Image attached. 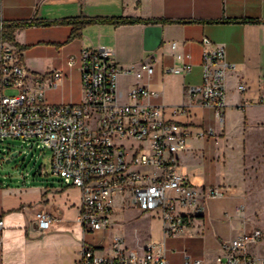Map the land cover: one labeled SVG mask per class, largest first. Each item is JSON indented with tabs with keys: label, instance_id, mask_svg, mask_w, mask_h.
<instances>
[{
	"label": "crops",
	"instance_id": "1",
	"mask_svg": "<svg viewBox=\"0 0 264 264\" xmlns=\"http://www.w3.org/2000/svg\"><path fill=\"white\" fill-rule=\"evenodd\" d=\"M82 17L145 22L120 26L96 23L87 26L81 37L70 40L73 27L59 22ZM0 21L32 23L17 29L14 43L30 72L44 81V97L52 105L83 100L79 64L71 66L69 60L84 49H113L117 63L124 68L154 63L156 72L151 78L120 77V91L127 94L136 84L156 91L158 96L145 102L164 106L167 119L190 132L187 149L179 155V172L197 187L227 191L224 198L207 201L202 217L178 235L167 237L155 214L132 208L127 198L117 200L109 231L89 232L78 221L80 189L38 186L40 195H27L29 182H20L16 189L2 185L0 218L5 225L0 231V264H81L86 248L112 255L114 236L122 237L128 250L140 253L163 244L170 264H183L185 253L204 264H217L221 243L243 232L237 218L245 192L234 152L237 142L226 131V111L236 108L246 112L262 106L264 0H0ZM218 47L225 48L228 61L236 66L226 79L223 122L213 109L192 105L187 96L189 87L202 84L204 51ZM183 63L192 65L189 74L166 72ZM58 71L63 76L50 85L48 79ZM240 85L246 86V91L240 92ZM178 107L182 110L177 112ZM209 130L212 136L200 137ZM37 212L52 217L49 231L38 227Z\"/></svg>",
	"mask_w": 264,
	"mask_h": 264
},
{
	"label": "built area",
	"instance_id": "2",
	"mask_svg": "<svg viewBox=\"0 0 264 264\" xmlns=\"http://www.w3.org/2000/svg\"><path fill=\"white\" fill-rule=\"evenodd\" d=\"M4 28L0 21V142L19 141L17 150L28 153L51 152L52 174L65 186L82 192L78 221L85 231H109L117 200L122 197L132 208L155 214L165 235L173 237L204 215L208 200L226 196L225 188L197 187L179 172V155L187 149L190 132L169 121L164 106L145 102L156 98V91L141 84L127 94L120 91V77L151 78L156 72L154 63L124 68L117 63L113 49H84L69 60L71 66L79 64L83 100L52 105L45 100L44 81L30 72L21 49L4 37ZM202 69V84L189 87L187 96L192 105L213 109L223 122L226 79L236 66L228 61L225 48L218 47L204 51ZM191 70V64L183 63L166 72L186 75ZM62 76L55 72L48 83L56 85ZM246 89L239 86L240 92ZM212 135V130L200 133L202 138ZM143 168L152 173L141 172ZM36 221L42 231H49L53 219L37 212ZM4 225L0 218V231ZM263 238L264 232L255 228L223 241L217 264H264V254L254 253ZM112 242V255L86 248L81 264H170L163 244L140 253L125 248L120 236H114ZM183 264L204 261L185 253Z\"/></svg>",
	"mask_w": 264,
	"mask_h": 264
},
{
	"label": "rangeland",
	"instance_id": "3",
	"mask_svg": "<svg viewBox=\"0 0 264 264\" xmlns=\"http://www.w3.org/2000/svg\"><path fill=\"white\" fill-rule=\"evenodd\" d=\"M7 93L10 95L13 92ZM226 131L237 142L234 152L245 192L237 223L241 225L242 233L255 228L264 232V105L251 107L246 112L236 108L228 109ZM19 145L20 142L16 140L0 142V187L3 185L8 189L9 185L16 189L20 182L23 185L29 182L27 195H40L36 188L38 186L64 188L62 180L52 174V154L49 150H33L28 153L18 151ZM8 149L12 152H4ZM15 152L18 155L12 157ZM141 172L152 173V170L143 168ZM254 253L264 254V238Z\"/></svg>",
	"mask_w": 264,
	"mask_h": 264
},
{
	"label": "trees",
	"instance_id": "4",
	"mask_svg": "<svg viewBox=\"0 0 264 264\" xmlns=\"http://www.w3.org/2000/svg\"><path fill=\"white\" fill-rule=\"evenodd\" d=\"M145 22L141 19H129V18H113V19H89V18H72V19H64L60 21V24H66L70 25L73 27L72 34L70 37V40H74L76 38H79L82 36V32L84 29L92 24L96 23H109L115 26H120V25H127V24H136V23H142ZM230 22H236V21H230ZM247 22H257V21H247ZM32 23H27V24H6L5 23V28L3 31L4 37L11 41L15 42V32L17 29L20 27L24 26H30Z\"/></svg>",
	"mask_w": 264,
	"mask_h": 264
},
{
	"label": "water",
	"instance_id": "5",
	"mask_svg": "<svg viewBox=\"0 0 264 264\" xmlns=\"http://www.w3.org/2000/svg\"><path fill=\"white\" fill-rule=\"evenodd\" d=\"M18 155V153H15L14 155H12V157H15V156H17ZM8 162H10V160H8Z\"/></svg>",
	"mask_w": 264,
	"mask_h": 264
}]
</instances>
